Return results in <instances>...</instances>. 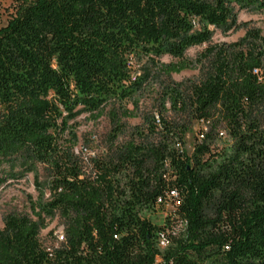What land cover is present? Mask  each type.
<instances>
[{"label": "trees", "instance_id": "trees-1", "mask_svg": "<svg viewBox=\"0 0 264 264\" xmlns=\"http://www.w3.org/2000/svg\"><path fill=\"white\" fill-rule=\"evenodd\" d=\"M248 7L263 9L264 0L11 1L0 25V166L23 151L49 165L52 194L35 214L59 208L66 227L64 245L46 250L37 221L7 215L0 264H264V129L250 118L264 104L258 34L207 45L195 62L211 56L212 72L188 94L165 87L172 109L209 126L190 154L179 147L186 127L164 118L146 117L140 142L129 140L113 162L95 160L89 174L73 144L56 138L77 107L97 118L109 98L142 90L131 55L176 59L158 62L167 76L194 68L187 49L211 40L209 25L240 28ZM222 123L233 143L215 153ZM8 176L0 169V185ZM165 204L172 210L160 224L144 216Z\"/></svg>", "mask_w": 264, "mask_h": 264}, {"label": "rangeland", "instance_id": "rangeland-1", "mask_svg": "<svg viewBox=\"0 0 264 264\" xmlns=\"http://www.w3.org/2000/svg\"><path fill=\"white\" fill-rule=\"evenodd\" d=\"M11 1L0 0V25L6 22ZM238 20L242 26L233 31H223L219 27L208 26L213 31L211 40L202 45L190 46L185 52V57L195 63L194 68L167 76L157 69L158 62H170L176 59L171 60L167 55L157 58L143 53L131 55L129 68L132 77L143 75L146 79L142 90L124 100L109 98L103 106V114L97 118L82 107H77L74 114L66 118L64 129L59 128L56 132L58 144L61 147H70V144H73V153L79 158L84 172L89 174L93 170L95 160L113 162L117 150L129 140L140 142L141 134L147 131L144 119L154 117V119L164 118L186 127V130L180 134L179 147L186 154H190L194 144L199 141V132L205 131L209 126L198 122L186 111L172 109L165 99L164 89L166 86L180 84L182 91L188 94L192 83L203 80V77L212 72L211 56L201 59L199 63L195 62L207 45L231 43L251 31L253 34H258L256 44L264 47V7L242 9L238 12ZM127 111L135 112L136 115L125 117L124 112ZM251 117L256 118L264 129V104L251 110ZM57 122L61 125L60 120ZM218 131L214 133L211 142L212 151L226 152L231 148L233 138L223 123ZM27 154L28 151H23L3 161L0 166V169L9 175L0 185V228L9 214L28 215L38 223L36 242L40 248L48 250L62 247L65 242L66 227L62 210L56 208L50 215L35 214L38 208L50 199L53 171L45 163L27 160ZM129 173L127 171L126 175ZM123 180L124 177L121 178V181ZM171 210V205L165 204L151 212H145L144 216L160 224L165 214ZM163 244L164 242L159 240L160 248Z\"/></svg>", "mask_w": 264, "mask_h": 264}, {"label": "built area", "instance_id": "built-area-1", "mask_svg": "<svg viewBox=\"0 0 264 264\" xmlns=\"http://www.w3.org/2000/svg\"><path fill=\"white\" fill-rule=\"evenodd\" d=\"M129 63H130V60L128 61V64H129ZM199 137H202V135H200ZM160 200H161V199H158V200H157V202H158L159 204H160ZM61 238L63 239V236H61ZM161 240H162V241L164 242V244H165V241H164V239H163L162 237L160 238V241H161ZM164 244H163V245H164Z\"/></svg>", "mask_w": 264, "mask_h": 264}]
</instances>
